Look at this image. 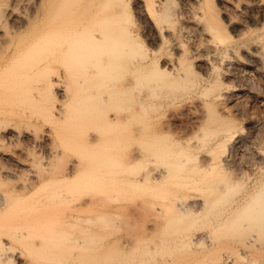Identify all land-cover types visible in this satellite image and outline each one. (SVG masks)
<instances>
[{
  "label": "bare ground",
  "instance_id": "1",
  "mask_svg": "<svg viewBox=\"0 0 264 264\" xmlns=\"http://www.w3.org/2000/svg\"><path fill=\"white\" fill-rule=\"evenodd\" d=\"M28 4L32 8L29 13L25 11ZM131 4L137 18L130 12ZM20 6L25 8L24 11L19 10ZM263 69L264 0H0V123L20 114L15 109L18 102L40 104L52 95L55 102L50 104V108L53 109L58 103L57 89L68 96V90L63 88L66 78L76 82L71 80L70 84L74 85L73 93L77 97V107L71 119L78 118V124L74 120L73 126L82 127L83 132L77 133L86 134L87 139L75 143L80 147V153L75 151L77 154H73L67 148L55 149L51 153L52 160L60 156L71 158L67 170L63 171L73 186L68 185V189L59 193L71 204L70 221H79L80 209L95 199L93 194L86 193L88 196L84 194V197L90 201H84L82 194L77 192L81 185L89 186L97 180L100 181L97 184L101 183L99 187H105L112 184V172H117L113 173L115 175L125 172L124 168L120 172L118 162L113 166L117 165L114 170L119 167V171H114L108 164L110 168L104 170V179L103 173L98 176L97 172L101 170L98 168L105 167L107 162L112 163L113 158L105 154V158L102 156L104 159H97L92 151L90 157L85 156L88 149L91 150L97 142L101 144L105 137L110 140L112 149L122 143L115 141L112 144L111 138L104 133L111 129L107 127L102 129L105 135L101 138L102 131L97 129L98 125L118 126L120 130L119 126L133 122L150 121L162 125L173 122L178 126L191 127L192 135L205 132L209 127H227L225 131L213 128L214 132L207 130L204 133L206 139L207 136L208 139L214 138L215 147L207 148L209 141L203 143L204 146L200 143L190 146L196 150L207 148L209 155L202 158L200 154L201 159L198 151L194 150L196 163L186 167L190 158L181 155L175 161V168L187 173V185L192 189L198 186L195 175L191 174L202 171L231 174L230 166L225 162L226 155L218 156L215 149L217 144L222 145L234 136L228 127L233 124L236 107L231 101L237 98L235 96L240 94V90L233 80ZM152 110L160 112L147 118V113ZM168 111L174 112L173 116L170 114L171 118L166 115ZM69 118L64 116V119ZM80 120H83L82 125ZM86 127L89 128L88 133L84 129ZM10 130L6 125H0L2 141L9 135L20 139L30 135L27 129L11 127ZM77 133L73 131L70 136L76 137ZM185 134L181 131L177 140H186L185 136H189L186 141L191 140L192 135ZM39 136L33 138L34 143L42 141V136ZM111 147L106 145L105 150ZM137 156L141 158L143 155ZM137 156L135 158L140 159ZM87 157L90 158L88 162L85 160ZM16 163L18 168L27 164L23 159ZM9 171L13 174L16 169ZM116 180L119 178L113 179ZM222 180L214 179L207 188H203V191L207 189L215 195L212 194L213 201L204 195L199 207L196 203L180 202L171 208V205L162 203L159 207L161 212L164 215L172 213H169L167 221L162 222V228L159 226L162 229L159 235L152 236L158 231V222L149 227V240L155 242L146 244L149 249L154 247L162 251L168 248L173 251L183 245L185 253L184 247L187 252H193L190 250L192 247L197 250L204 245L211 252L215 249L219 252L218 248L224 246L225 250L221 248L223 252L219 257L217 255L206 263L264 264V180L254 191L247 192V196L236 201L224 197L230 196L231 189L226 191L225 186L229 184ZM216 194H220L218 199ZM190 219H195L191 220L194 223L201 219L204 228L188 229ZM195 250L193 257L198 253L197 250L195 254ZM193 257L190 261H184L185 257H180L184 262L175 261L189 264L196 260ZM175 258L165 259V263L171 264ZM205 260L201 264H206ZM84 261L76 259L73 264H87L89 259Z\"/></svg>",
  "mask_w": 264,
  "mask_h": 264
},
{
  "label": "rangeland",
  "instance_id": "2",
  "mask_svg": "<svg viewBox=\"0 0 264 264\" xmlns=\"http://www.w3.org/2000/svg\"><path fill=\"white\" fill-rule=\"evenodd\" d=\"M131 5H129L130 12L133 13L134 18H137L138 16L135 13L136 10L133 4ZM21 6L24 7L23 5ZM21 6L19 10L24 11L26 5L24 9ZM27 7L25 11L28 13L29 11L31 12V6L28 4ZM137 21L139 22V20ZM152 45L154 44L152 43ZM71 80L75 82L68 77L65 80L66 83L63 84V88L68 90V96L65 95L61 89H57L56 96L58 97V103L53 109L50 108V104L55 102L52 95L45 98L40 104L18 102V104L15 105V109H17L20 114H14L16 116L12 115V117L5 122L0 123L1 126L6 125L8 130H10L11 127H15L30 131L28 137L25 136L21 139L19 137H11V135L7 136L5 138L6 140L3 139L2 141V139H0V199L2 200V202L0 200V264H73L76 259H81V261L82 259L86 260L84 262H87L89 259L87 264L91 263V261H93L94 264H166L165 259L168 260L169 258L170 260L172 257L177 258L173 259L174 261L171 260L173 261L171 264H175L178 260L179 262L180 260L181 262L185 260L188 261L193 257L192 255L195 250L193 247L194 250H192V248L190 249L193 252H187V248L184 247V249H186L184 253L183 245H181V250L179 248H172L173 251L168 248L162 251L159 249L155 250L154 247L149 249V246H147L148 244L155 243L149 240L151 236L148 232L149 227L152 225L155 226V222H158V231L154 232L152 236L159 235L162 230V222L167 221V219L170 218L168 216L169 213H172H168L167 211H172V209H168L166 211L167 214L165 213L164 215L159 209L160 205L165 203L166 205H171L172 207H170L173 208V204L176 205L180 204V202H188L191 204L196 203V206L199 207L204 200H202L204 195H206L205 197H209L208 199L214 198L212 195L213 193L215 195V192L212 193V191H207V189L203 191V188L205 186V188H207V185L212 180L219 178L225 180V184H229V186H225V189L227 188L226 191H228V188L231 189L229 190L231 193L230 196L226 193L229 198L228 196L224 197H227L230 201H236L240 200L242 196H247V192L254 191L264 180V169H262L264 168L263 69L262 71L250 72L247 76L244 74L242 77L240 76L239 79L233 80L238 84L240 90V94L235 96L237 98H233V101H231V103L233 102L232 105L237 107H235L233 116L235 121L232 120L233 124L228 126L230 130L233 131L232 133L234 136L227 142L225 141L224 144L222 143V145L217 144L215 149L218 156L222 155L224 157L226 155L224 157L225 159L227 158L225 162L228 167L230 166L231 174L225 175L204 171L191 174V176L195 175L193 177L194 179L196 178L198 186H194L196 189H192V187L190 188V186L187 185V173L175 168V161H177L181 155L190 158L186 167L197 162L194 152L198 151V156L200 157L202 155V158H204L206 154L209 155L206 149L212 146L215 147V140L213 141V137H209L208 139V136L206 139L204 133L207 130L214 132L217 128L218 131L219 129L221 130V128V131H223L224 128L226 129L227 127H209L205 132L200 131L196 133V135H192L194 132L191 130V127L188 126L186 128L185 125L178 126L173 122L163 125L162 123L158 124L150 121L133 122L126 126H119L120 130L118 126L110 127L98 125L97 129L102 131L101 138H104L105 135L102 129L107 127L111 129L109 131H104V133H106L109 139L111 138L112 144L115 141L117 144L119 141L122 143L119 142L120 145L118 144V146L116 145L115 148L112 149L113 146L110 140L107 141L108 138L105 137L106 140L105 138V141L101 140V144L97 142V144L92 146L93 148H91V150L88 149V154L85 156H91L93 152L92 154H95L97 159L99 157L105 158L108 154V156L113 158L114 161L111 160L113 164L107 162L105 167L101 166L98 168L101 169L100 172H97L99 177L106 167L112 166L114 170V167L117 166H113L115 162H118L117 164L120 167V172L122 168L125 169V172H121L119 175L113 174L117 172L111 173L114 180L116 177L119 178L116 182L107 175V178L112 179V181L110 180L112 184H108L105 187H99L101 183L97 184L100 182H97V180V183H91L89 186L81 185V187L77 189V192L82 194V199H84V201H90V198L86 197L88 196L86 193L93 194L95 199L91 204H87L80 209L79 213L81 218L79 221H70L68 215L69 212L72 211L71 204L67 202L63 195L61 196L60 194L59 196V193L64 191L68 185H71V183H69L70 180L64 177V171H66L68 167V160L70 163L71 158L68 156H60L61 158H54V160H52L51 153L58 149L61 150L62 148H67V150H70L73 154L80 153L81 149L75 143L79 140L83 142L86 138V134L81 133L80 135L77 133V131H82L80 129L82 127L73 126L74 120H76L75 123L78 124V118L73 117V119H71L77 107V97L74 96L75 93H73L75 90H73L74 85H70L72 83ZM159 112L160 110L149 111V113H147V118L153 117ZM172 113L174 112L168 111L166 115L171 118ZM64 116H69L70 118L64 119ZM82 121L80 120V125H82ZM213 128H215V130ZM84 129L85 131H87V129L89 130L88 127ZM73 131L80 136L76 134V137H71L70 134ZM91 131L92 130H90V132ZM181 131H183L184 134L186 132V134L192 135L191 140L186 141L189 136H185L186 140L184 139L179 142L177 140V135H179ZM209 131L207 133H209ZM88 132L89 131H87V133ZM37 135L43 138L42 141L39 142L40 144L34 143L33 138ZM208 141V145H210H207L208 147L206 149L204 147L201 149L198 148L199 150H196L197 148L190 149L191 145L194 146L200 143L204 146L203 143ZM102 143H105L108 147H112L105 150L106 145H104L105 147L102 149ZM51 148L53 150H51ZM139 151L141 153H139ZM222 151L225 153L223 152V154H220L219 152L222 153ZM138 154H142L143 156L140 158L137 156ZM135 156L140 159H136ZM89 157H87V159L85 158V160L87 161L90 159ZM114 157L119 159L116 160ZM18 159L26 160L27 164L21 165L20 168H18L16 163ZM108 164L110 165L108 166ZM119 167L117 169L115 168L114 171H119ZM11 168L16 169L15 173L11 174L9 171ZM105 173H103V176ZM147 173H149V175ZM145 174L148 175V178H146ZM98 176L96 175V177ZM63 177L65 179H63ZM80 177L77 179H82ZM154 177L157 179H153ZM103 178L105 179V176ZM99 179L100 178H98V180ZM130 183L135 185H131ZM183 184L187 186H183ZM199 188H202V190ZM84 194H86L85 197ZM219 195L220 194H216L217 199ZM211 201H213V199ZM164 216L166 220H164ZM191 220L194 221L195 219H190V221ZM198 221L200 223L201 219H198L195 223L191 221V226L188 229L191 228V230H194L195 228H204L203 223H200L198 226ZM218 235L220 234L218 233ZM151 239L154 238L151 237ZM202 246L204 245L197 248L198 253L197 250H195V254H197L193 258H196V260H191L189 264H201V262L204 263L205 259L206 263L207 260H211L217 255L219 257L223 250H225L223 246V250L221 249L223 247H220L218 248V250L220 249L219 252L215 249L212 250V253L211 249L208 247L205 248L204 246L201 249ZM105 247H108L109 250H105ZM200 251L201 253H199ZM214 251L216 253H214ZM206 253H210L211 256ZM180 257H185L184 261ZM197 261L200 262L198 263ZM177 262L176 264H179ZM208 262L210 263L211 261ZM82 264L85 263L82 262Z\"/></svg>",
  "mask_w": 264,
  "mask_h": 264
}]
</instances>
